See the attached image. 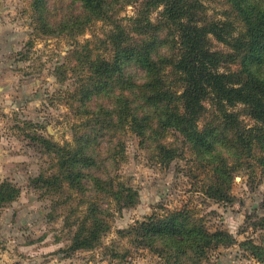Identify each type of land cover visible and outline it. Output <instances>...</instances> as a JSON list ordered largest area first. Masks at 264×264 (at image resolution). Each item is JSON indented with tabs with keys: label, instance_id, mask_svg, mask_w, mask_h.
Masks as SVG:
<instances>
[{
	"label": "rangeland",
	"instance_id": "374dc122",
	"mask_svg": "<svg viewBox=\"0 0 264 264\" xmlns=\"http://www.w3.org/2000/svg\"><path fill=\"white\" fill-rule=\"evenodd\" d=\"M106 1L90 6L85 0H0V181L20 189L16 199L0 206V264H168L148 245H137L128 231L160 206L184 204L195 209L208 230H223L236 239L209 250L200 264H264L244 244L264 243V172L242 167L230 183L228 199L210 198L189 173L194 165L189 151L182 159H161L153 139L143 144L131 128L116 132L113 145L120 139L124 154H117L110 170L137 191L136 203L118 207L110 200L93 199L109 208L107 227L98 230L91 246L68 249L88 210L87 198L83 201L81 193L67 186L54 189L41 178L60 174L57 152L77 147L76 138L85 133L95 135L97 120L105 118L92 112L93 103L82 101L101 78L90 61L115 56V41L138 48L148 38L173 36L162 2ZM187 2L194 3L192 15L200 25L218 23L233 37L248 36L238 0H183ZM42 19L52 23L49 31ZM142 26L148 31L144 35L136 30ZM118 28L124 34L110 37ZM208 37L210 48L225 55V68L244 69V52L239 54L214 34ZM249 65L264 75L263 61ZM209 100L200 126L223 125L222 110ZM226 109L239 117L240 126L255 124L246 105ZM101 132L98 141H103ZM167 137L180 148L185 144L177 133Z\"/></svg>",
	"mask_w": 264,
	"mask_h": 264
},
{
	"label": "trees",
	"instance_id": "16d2710c",
	"mask_svg": "<svg viewBox=\"0 0 264 264\" xmlns=\"http://www.w3.org/2000/svg\"><path fill=\"white\" fill-rule=\"evenodd\" d=\"M85 1L90 6L107 4L106 0ZM152 2L163 3L162 14L173 26V36L169 40L148 38L138 48L115 41V56L90 61L98 74L100 69L101 78L85 91L82 101H90L95 107L92 112L105 116L96 122V134L102 131L103 141H98L94 133L77 137V147L57 152L60 174L55 171L41 178L54 189L67 186L81 193L83 201L87 198L88 210L69 250L91 246L98 239V230L107 227L109 208L93 199L110 200L118 207L136 203L137 191L110 170L117 154H124L122 141L113 142L116 132L125 128L134 130L143 144L153 139L161 159H182L189 151L190 162L194 163L189 173L210 198L228 199L230 183L242 167L264 172V75L257 72L258 66L254 70L249 65L264 62V3L238 0L237 11L248 33L245 38L233 37L218 23L200 25L192 15V2L148 0L147 4ZM41 23L47 31L52 28L49 19ZM136 30L143 35L148 32L143 26ZM119 33L124 31L118 28L110 37ZM210 33L232 44L239 54L244 52V69L224 67L225 55L209 46ZM134 65L131 73L129 68ZM206 99L222 110L223 125L200 126ZM237 103L249 108L254 125L240 126L239 117L226 109ZM170 132L181 135L185 143L182 148L167 141ZM107 133L110 139H106ZM19 194V187L0 181V206ZM128 235L137 245H148L168 264H200L215 246L236 242L226 231L208 230L190 204L173 209L160 206L158 212L137 221ZM244 244L264 262V243L249 240Z\"/></svg>",
	"mask_w": 264,
	"mask_h": 264
}]
</instances>
